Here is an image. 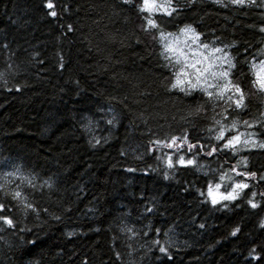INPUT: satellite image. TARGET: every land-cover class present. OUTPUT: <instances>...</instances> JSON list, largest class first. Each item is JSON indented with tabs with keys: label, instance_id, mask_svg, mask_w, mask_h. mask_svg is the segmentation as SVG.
<instances>
[{
	"label": "trees",
	"instance_id": "16d2710c",
	"mask_svg": "<svg viewBox=\"0 0 264 264\" xmlns=\"http://www.w3.org/2000/svg\"><path fill=\"white\" fill-rule=\"evenodd\" d=\"M52 2L56 17L47 0H0V215L15 225L0 220V264H264V148L205 154L223 143L216 120L264 142L251 67L264 58V0H171V16L143 0ZM186 25L230 54L246 109L171 87L179 65L161 33ZM184 135L205 145L196 166L177 163L186 148L152 143ZM222 177L249 188L213 204Z\"/></svg>",
	"mask_w": 264,
	"mask_h": 264
},
{
	"label": "snow or ice",
	"instance_id": "6c2138e0",
	"mask_svg": "<svg viewBox=\"0 0 264 264\" xmlns=\"http://www.w3.org/2000/svg\"><path fill=\"white\" fill-rule=\"evenodd\" d=\"M125 3H128L129 0H124ZM220 2V0H217ZM230 2L234 5L243 6L246 3V0H230ZM251 2H255V0H251ZM225 7L227 5H224ZM47 9L50 10L49 14L52 17H56L58 13L54 10L55 5L52 0H47L46 4ZM163 11L171 16L173 12L176 11V8L172 6L171 0H168L167 5H160L155 2V0H143V8L142 11L147 10L151 12L153 9ZM171 8V10H169ZM148 25L152 28H157L158 25L155 20L149 18L147 21ZM69 30H71V25H68ZM183 35L186 37L184 44L187 47V52L184 48L179 46V40L173 41V43L166 45L167 52L173 53L176 56L175 65H179L178 70L174 73L175 82L172 83L171 87L173 89L179 87V90L184 92L186 95H191L193 91H202L207 95L209 100L215 98L217 101L223 100L227 104L224 112H228V108H232L234 106L235 109H246L247 104V96L245 94L244 88L239 82H236L232 78L231 69L235 68L236 65L232 62L230 56L224 52L222 48L212 47L209 50V45L200 41V34L196 32L195 28L191 25H186L183 29L180 30ZM261 31H264V28H261ZM191 34V35H190ZM163 36L164 34L161 33ZM171 35V34H169ZM188 39L191 40L192 44H198L196 49L188 46ZM199 49H203L205 51H201ZM208 54H205V52ZM219 53L220 55H216ZM169 59H171L169 57ZM227 65L225 68L224 65ZM252 70L254 75V80L252 81L253 86L260 93H264V60H261L258 64L253 60L252 62ZM212 81V82H210ZM219 81H223L220 83ZM210 89H214V91H210ZM203 104L197 103L195 112L199 114V112L203 109ZM226 118V116H225ZM111 123V121H109ZM215 123L220 125L217 135L215 139L217 141H222L221 144H217L211 146L210 150L205 154L208 156H212L217 152L223 151L225 149H237V145H250L253 148L259 147L264 148V142H259L255 139V133H248L246 136L244 133L226 136V132L230 129L226 128L221 120H216ZM248 127H253V124H249L248 121L244 122ZM232 128L236 127V122L233 121ZM245 136L242 140L241 137ZM152 143L156 145L164 144L168 148H176L178 151L186 148L187 152L193 153L191 157L185 158V155H180L178 157L177 163L182 166H196L197 165V156L204 150L205 145L199 142L192 143L189 141L188 136H171L168 140H160L157 139L152 141ZM247 167V158H244L242 161ZM168 166L173 167L172 157H168ZM237 175L246 176L255 178L257 176L256 172H237ZM223 179V177H222ZM260 179L264 180V175L260 177ZM217 188L220 185L216 186ZM249 188V184L246 182H237L235 183L232 192L227 195L222 196V199L225 200H236L239 196V193L244 189ZM13 199L20 200L21 203H24V198H22V193L20 191H15L11 193ZM209 195L212 196V203H217V198L212 194L211 188L209 189ZM253 196L256 193L252 194ZM248 203L252 208H257L259 205L255 203L252 199L248 200ZM33 205L30 203H25V210L32 209ZM5 209V204L0 203V212ZM0 220H2L5 224L10 227H14V221L9 216L0 215ZM203 227V225H201ZM264 227V225H262ZM240 229L237 227L231 235L235 236ZM161 252H166L165 248L160 249ZM259 259V257H257Z\"/></svg>",
	"mask_w": 264,
	"mask_h": 264
},
{
	"label": "rangeland",
	"instance_id": "374dc122",
	"mask_svg": "<svg viewBox=\"0 0 264 264\" xmlns=\"http://www.w3.org/2000/svg\"><path fill=\"white\" fill-rule=\"evenodd\" d=\"M155 2H156L157 4H160V5H167V4H168V0H155ZM169 10H171V8H169ZM152 11H157V12H159V13H165V12L163 11L162 8H161L160 10H155V9H153ZM165 14H166V13H165ZM169 34H171V35H169ZM190 35H191V34H190ZM177 39H178L179 42H180V43H179V46L182 47V48H184V50L187 52L188 49H187V47H185V44H184V41H185L186 37L183 35V33H182L181 31L173 32V33H171V32H169V33H165V34L161 37V44H162L163 52H164L166 55H169V56L173 57L175 60H176V56H175L173 53L167 52L166 45L173 43V41H175V40H177ZM188 46L192 47L193 49H196V48L198 47V44H192L191 40L188 39ZM211 48H212V47L210 46L208 51H210ZM199 50H201V51H205V50H203V49H199ZM224 52H225V51H224ZM205 54H208V52L206 51ZM216 55H220V54L217 53ZM262 60H264V58H263ZM260 61H261V60L256 61V63L258 64ZM224 67L226 68L227 65L225 64ZM210 82H212V81H210ZM219 82H220V83H223V81H219ZM210 91H214V89H210ZM103 112H104V117H103L104 120H103V121H104L108 126L112 125V120H114V119H113V116L111 115V113H109V112H110L109 109H106V110L104 109ZM106 113H107V115H108V118H107V119H106V117H105V116H106ZM109 121H111V123H109ZM91 123L94 125V126H93L94 129H95V128H97V129L101 128V125H99V123H98V125H97V123H93V122H91ZM244 138H245V137H241L242 140H243ZM12 174H13V173H12ZM230 176H231V175H229L228 177H230ZM7 177H8V176H7ZM9 178L11 179L12 176L9 177ZM217 185H220V187L217 188V187H216ZM234 185H235V180H230L229 178H225V177H223V179H221V180H219L218 182H216L215 184H213V186L210 187V188H211V190H212V194L216 196V198H217V202H224V201H226V200H225V199H222L221 197L224 196V195H227V194L230 193V192H232V189H233ZM210 188H209V189H210ZM207 194H208L209 198H210L211 201H212V196L209 195V190L207 191Z\"/></svg>",
	"mask_w": 264,
	"mask_h": 264
}]
</instances>
